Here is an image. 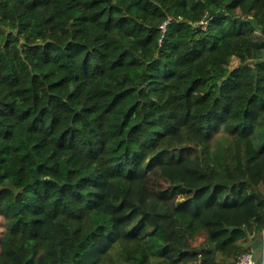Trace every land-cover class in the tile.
I'll return each instance as SVG.
<instances>
[{
	"label": "trees",
	"instance_id": "trees-1",
	"mask_svg": "<svg viewBox=\"0 0 264 264\" xmlns=\"http://www.w3.org/2000/svg\"><path fill=\"white\" fill-rule=\"evenodd\" d=\"M252 236L264 0H1L0 264H235Z\"/></svg>",
	"mask_w": 264,
	"mask_h": 264
},
{
	"label": "water",
	"instance_id": "water-1",
	"mask_svg": "<svg viewBox=\"0 0 264 264\" xmlns=\"http://www.w3.org/2000/svg\"><path fill=\"white\" fill-rule=\"evenodd\" d=\"M224 11L223 10H220L219 12H216L214 10H210L209 11V14L210 15H214V14H223ZM248 21L250 23H252V25L261 33L263 31L262 27L259 26L256 21L253 19V18H250L248 19ZM251 248L252 250H257V249H260L262 248L263 249V257H262V261L260 264H264V238L263 239H259V238H256L255 236H252L251 237ZM199 253H201V251H199ZM203 264H204V261H202Z\"/></svg>",
	"mask_w": 264,
	"mask_h": 264
},
{
	"label": "built area",
	"instance_id": "built-area-1",
	"mask_svg": "<svg viewBox=\"0 0 264 264\" xmlns=\"http://www.w3.org/2000/svg\"><path fill=\"white\" fill-rule=\"evenodd\" d=\"M0 3H1V0H0ZM165 25L166 24H164V26H163L164 29H165ZM235 264H256L253 251H250V252H247V253L240 255Z\"/></svg>",
	"mask_w": 264,
	"mask_h": 264
},
{
	"label": "crops",
	"instance_id": "crops-1",
	"mask_svg": "<svg viewBox=\"0 0 264 264\" xmlns=\"http://www.w3.org/2000/svg\"><path fill=\"white\" fill-rule=\"evenodd\" d=\"M250 243H252V241L250 240ZM255 256V261L256 264H260L262 261V257H263V249H257V250H252Z\"/></svg>",
	"mask_w": 264,
	"mask_h": 264
},
{
	"label": "rangeland",
	"instance_id": "rangeland-1",
	"mask_svg": "<svg viewBox=\"0 0 264 264\" xmlns=\"http://www.w3.org/2000/svg\"><path fill=\"white\" fill-rule=\"evenodd\" d=\"M238 60H235L233 63H232V66H235V65H237L238 64ZM43 230H44V232H51V230H50V226L49 225H47V224H45L44 226H43Z\"/></svg>",
	"mask_w": 264,
	"mask_h": 264
}]
</instances>
